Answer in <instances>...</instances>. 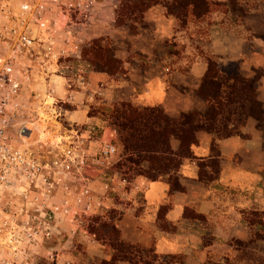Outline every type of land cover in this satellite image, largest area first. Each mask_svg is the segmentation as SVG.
<instances>
[{"label":"crops","instance_id":"obj_1","mask_svg":"<svg viewBox=\"0 0 264 264\" xmlns=\"http://www.w3.org/2000/svg\"><path fill=\"white\" fill-rule=\"evenodd\" d=\"M209 1L214 7L212 11L203 20H191L184 27L159 2L144 13L135 33L126 24L116 22L121 0H100L86 38L89 41L113 38L121 48L116 57L122 61L124 71L109 76L97 71L91 61L74 58L80 70L72 78L75 87L72 90L66 88L69 76L54 75L56 93L65 99L72 97L79 105L68 111L69 121L100 122V116L92 115L84 104L96 97L93 87L99 80L105 87L106 103L123 100L137 106H162L176 114L206 106L204 99V103L195 105L189 95L198 93L209 57L217 60L221 71H226L227 64L238 62L248 78H253L254 68L247 65L264 70V27L260 25V31L250 22L245 25L242 21L234 22L224 9L230 0ZM205 21L207 34L200 49L184 46L177 52L176 47L168 46L171 39L184 44V39H188L187 28ZM135 53L143 55L144 61L132 58ZM257 87L259 99L264 103V75L257 80ZM257 122L249 118L240 126V134L228 137L199 132L198 142L192 146L195 157L182 164L179 174L182 188L173 189L169 177L144 178L138 182L140 195L129 191L119 198L112 197L113 214L108 223L118 230L119 240L142 250H153L164 264H206L214 246L249 234L252 226L247 215L253 211L264 213V135ZM214 158L219 161V172L214 180L205 181L200 163ZM203 171L207 175L213 173L209 164ZM113 243L110 233L98 235L69 218L62 223L59 235L26 254L14 255L0 247V264H110L117 253ZM116 264L138 263L121 259Z\"/></svg>","mask_w":264,"mask_h":264},{"label":"built area","instance_id":"obj_2","mask_svg":"<svg viewBox=\"0 0 264 264\" xmlns=\"http://www.w3.org/2000/svg\"><path fill=\"white\" fill-rule=\"evenodd\" d=\"M14 2L0 0V27L2 9L10 18ZM99 3L19 0L13 23L0 30V247L8 253L26 254L53 239L64 221L96 212L103 197L122 187L129 190L121 194H141L138 182L112 172L116 130L99 122L65 124L72 97L54 87V75L80 69L63 61L81 60Z\"/></svg>","mask_w":264,"mask_h":264},{"label":"trees","instance_id":"obj_3","mask_svg":"<svg viewBox=\"0 0 264 264\" xmlns=\"http://www.w3.org/2000/svg\"><path fill=\"white\" fill-rule=\"evenodd\" d=\"M230 1L233 9H237V0ZM159 2L166 5L168 13L173 14L183 27L191 20H203L214 8L209 0H121L116 22L123 25L131 16L144 13ZM92 51L96 53V45ZM106 66L110 68L109 65ZM257 80V77H244L238 63H234L226 71H221L217 60L209 57L208 69L198 89L199 96L207 103L206 110L194 109L181 112L177 117H170L159 106L139 107L131 102H122L112 111L116 119H119L117 126L120 128L117 131L125 133L122 141L125 154H128L127 161L139 166L136 169L139 175L154 180L169 174L172 188H182L180 179L170 174L185 159L195 157L192 146L198 142L199 132H214L219 137H228L240 134V126L249 118L256 119L259 126L264 123V103L258 96ZM172 138L179 141L176 149L172 146ZM144 164H148L145 169ZM208 164L213 169L210 175L203 171V167ZM200 166L201 177L205 181L216 178L219 172L217 158L208 163L203 161ZM262 214L264 213L253 211L247 215L251 226L264 227L263 221L257 220ZM108 227L112 230L110 235L114 238L113 246L117 250L110 264H116L121 259L144 263V251L120 241L116 227Z\"/></svg>","mask_w":264,"mask_h":264},{"label":"rangeland","instance_id":"obj_4","mask_svg":"<svg viewBox=\"0 0 264 264\" xmlns=\"http://www.w3.org/2000/svg\"><path fill=\"white\" fill-rule=\"evenodd\" d=\"M14 1L15 2L11 7L12 13L9 16L10 18L6 16L7 14V11L5 12L6 7L2 9V14H1L2 27H0V30L4 29L3 25L5 23L7 25L12 24L13 23L12 18L14 17V15H18L17 13L20 9L19 0H14ZM133 1H137V0H133ZM237 6H238L237 9H233L232 3L231 1H229L228 6L226 5L224 9L225 11H229L227 12V14H230L233 17L234 22L238 23L242 21L243 25H245V23L250 22L252 23V25L254 24V26L261 31L260 25L264 27V0H237ZM119 7H120V4L118 5L117 9H119ZM144 13H141V14L137 13V16L136 15L131 16L132 18H130L125 23L132 32L136 33L139 31L138 28L142 24V16L144 15ZM206 22L207 21L201 24L197 22L194 24V26L190 25L189 28H187L188 29L187 30L188 39L187 40L184 39L185 41L184 44H182V42L178 43L174 39H171L172 42H167L168 46L172 45L173 47H176L177 52H178V49H181L184 46H189V47L200 49L201 48L200 44L201 42L205 40V37L207 34L203 26L206 24ZM177 31H179V29ZM119 40L120 42L123 41L121 40V38H119ZM95 45L97 46L96 53H94L93 51L91 52L92 48L95 47ZM119 50H121L120 46H118V43L115 42L113 38H111L110 36H108L107 38L103 37L97 40H91V41L87 40L86 44H84L83 46L81 59L82 61L83 60L91 61V64L97 71H104V72H107L109 76H115L124 71L122 69V61L119 58H117L119 57L118 55ZM178 55L185 56L187 54H178ZM189 55L191 56V54ZM133 57H137L141 61H144V57L141 54L139 55L138 53H135V55H132V58ZM73 60L74 59L67 58V59H64L63 63H65V65L75 66V63ZM234 63H238V62H233V63L231 62L227 64L224 70H227L229 67H232ZM106 65H109L110 68H108ZM75 67H78V66H75ZM239 67H240V64H239ZM247 67L254 68L253 77H257L258 80L264 75V70L262 68L256 69L254 66H249V65H247ZM79 70L80 69H76V70L74 69L71 73L69 72L67 74L71 78V80H69V82L67 83L68 85H66V88H69L71 90L75 88L73 85L72 78ZM241 74L244 77H246L244 75L245 72H241ZM100 81L102 80L97 81L98 84L95 87H93V88H96L95 90L96 97L92 99V101H86L84 104L89 106L88 109L92 115L96 114L97 116H100L101 120L99 123H105L106 125H108L109 128H113L117 132L115 136V141H116L119 153H118V156L116 157V161L114 162V166L112 167L113 168L112 172H117L121 177H124L128 179L129 181L140 182L146 177L139 175L136 172V169L139 166H134L129 161H127L128 154H125V145L122 141L123 135L125 133L121 134L120 132L117 131V129L120 128L117 126L119 124V119H116L112 111L115 107H117L118 105H120L122 102H125V101L116 100L113 102L106 103V101L104 100L105 98L104 88L105 87L104 85L101 84ZM189 97L190 99H192L195 105H201L202 102L204 103L203 98L199 96L197 92L192 93V95H189ZM65 107L67 109L66 113L68 114V111L76 110L79 107V105H77V103L74 102V100L72 99V102L65 103ZM139 107H145V106H139ZM159 107H161L163 111L170 117H177L180 115L181 112H187V111H180V113L172 114V113H169L164 107L162 106H159ZM197 107H195L194 109H198ZM206 108H207V103L204 109H201V111L206 110ZM188 111H191V110H188ZM67 114H66V118H67ZM68 122H69V119L67 118V121L65 122V124H68ZM92 122H96V121H92ZM78 124H84V123H78ZM257 126L264 135V123L261 126H259V123L257 122ZM36 135L37 133H35L34 136ZM171 142H172V146L176 149L179 145V141L175 138H172ZM185 161L186 159L184 160V162ZM143 167L144 169L147 168L148 164H144ZM181 168H182V165H180V167L176 171L172 170L170 175L172 177L175 176L180 179L179 174H180ZM163 176L169 177V174L163 175ZM98 189H101V187H98ZM120 189H119L120 190L119 192H113L110 195H107V197H103V200L105 198L104 200L105 203H103L100 206L99 210H97L96 212L80 213L74 216V222H80L87 229L97 232L98 235H102V234L104 235L105 233H110L112 230L110 229V227H108L110 225L108 223L110 222L108 217L111 216V214H113L111 206H110L111 204L110 201L112 197L114 196H117L119 198L122 191L126 189L129 190L128 186H126L125 188L122 187ZM106 202L108 204H106ZM259 216L260 218H257V220L260 219L261 222L263 221L264 223V214L259 215ZM143 251H144L143 256L145 257H144V263L142 264H146L145 262H150L151 264H164L163 262L158 261L159 259L153 253V250L145 249ZM206 264H264V227H261V226L258 227L257 225H254L252 226L249 234L245 235V237L234 239L226 245L214 246L210 250L209 258Z\"/></svg>","mask_w":264,"mask_h":264},{"label":"water","instance_id":"obj_5","mask_svg":"<svg viewBox=\"0 0 264 264\" xmlns=\"http://www.w3.org/2000/svg\"><path fill=\"white\" fill-rule=\"evenodd\" d=\"M31 133V128L29 127H24V134L29 135Z\"/></svg>","mask_w":264,"mask_h":264}]
</instances>
